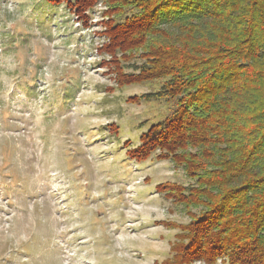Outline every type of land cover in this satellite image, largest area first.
I'll use <instances>...</instances> for the list:
<instances>
[{
	"label": "rangeland",
	"instance_id": "obj_1",
	"mask_svg": "<svg viewBox=\"0 0 264 264\" xmlns=\"http://www.w3.org/2000/svg\"><path fill=\"white\" fill-rule=\"evenodd\" d=\"M103 9L85 24L65 3L0 0V264H161L177 229L157 221H188L156 189L182 169L125 153L168 103L126 101L156 83L109 90Z\"/></svg>",
	"mask_w": 264,
	"mask_h": 264
},
{
	"label": "trees",
	"instance_id": "obj_2",
	"mask_svg": "<svg viewBox=\"0 0 264 264\" xmlns=\"http://www.w3.org/2000/svg\"><path fill=\"white\" fill-rule=\"evenodd\" d=\"M47 1L85 24L102 3L109 90L156 83L126 101L168 103L125 151L189 180L156 185L188 217L157 221L177 229L161 264H264V0Z\"/></svg>",
	"mask_w": 264,
	"mask_h": 264
}]
</instances>
